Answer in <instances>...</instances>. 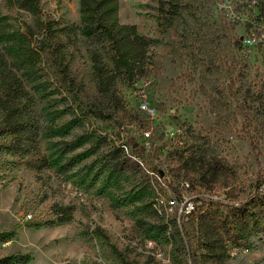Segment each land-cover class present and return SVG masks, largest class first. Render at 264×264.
Here are the masks:
<instances>
[{
    "label": "rangeland",
    "instance_id": "obj_1",
    "mask_svg": "<svg viewBox=\"0 0 264 264\" xmlns=\"http://www.w3.org/2000/svg\"><path fill=\"white\" fill-rule=\"evenodd\" d=\"M177 2L167 18L161 0H119L120 21L152 39V66L105 94L80 0H41L44 20L78 32L51 35L24 79L49 164L31 169L33 153L23 160L0 130V264H264V227L245 230L238 245L214 213L252 208L264 174V0ZM35 20L0 0V75L18 67L16 41ZM142 94L155 116L140 111ZM178 189L201 199L186 218L169 210ZM54 204L72 207V219L58 224ZM212 239L223 248L209 251Z\"/></svg>",
    "mask_w": 264,
    "mask_h": 264
},
{
    "label": "trees",
    "instance_id": "obj_2",
    "mask_svg": "<svg viewBox=\"0 0 264 264\" xmlns=\"http://www.w3.org/2000/svg\"><path fill=\"white\" fill-rule=\"evenodd\" d=\"M11 6H18L24 11L34 15L36 20L28 24L25 31L16 41L18 67L6 66L0 75V114L2 116L0 130L10 135V145L6 148L16 150L22 155L33 153V157L25 160L31 169L40 170L49 163L41 155L38 146V131L31 121L29 110L25 107L26 83L24 79L28 72H34L43 61L49 38L56 31L68 37L77 34L78 27L64 25L57 27L58 23L46 21L42 18L41 0H6ZM178 0H161V10L164 17L173 18L178 13ZM81 12L85 18L82 31L87 37L90 48V57L94 78L101 91L109 94L114 91L119 79L128 83H135L151 71L152 61L150 49L153 41L150 37L138 32L134 24H125L119 17V0H80ZM56 26V27H55ZM59 63L64 55H55ZM23 71L21 75L19 72ZM87 111L97 117H103L102 110L96 105H85ZM136 142L134 141V144ZM119 151L124 152L123 147ZM124 169H133L123 166ZM254 206L240 203L225 204L226 213L217 211V225L223 227L226 234L235 244H240L241 235L245 230H258L264 227V195L257 191ZM257 208L258 210H256ZM53 213L57 216L58 224H64L72 219V207L54 204ZM205 212V211H204ZM50 224L55 221H50ZM26 226H38L39 223L28 222ZM221 239L207 243L209 251H218L223 248ZM235 247H240V246Z\"/></svg>",
    "mask_w": 264,
    "mask_h": 264
},
{
    "label": "built area",
    "instance_id": "obj_3",
    "mask_svg": "<svg viewBox=\"0 0 264 264\" xmlns=\"http://www.w3.org/2000/svg\"><path fill=\"white\" fill-rule=\"evenodd\" d=\"M138 107L141 112L149 115V116H155L157 114L156 107L153 106L149 101L146 99V95L142 94L140 95L139 102H138ZM122 147H126V152H129V147L127 144H122ZM143 165V163H142ZM257 190H264V174L262 175L258 186ZM193 201H201L200 198H196L195 195L191 196H184L182 193L179 191L176 194H173L168 199L169 202V210L171 212H177L179 215V218L185 217L186 218V212L188 209V206H190L191 202ZM151 244V242H149ZM235 251L233 252L234 255H237L240 252L246 251L247 248H233ZM239 251V252H238Z\"/></svg>",
    "mask_w": 264,
    "mask_h": 264
},
{
    "label": "bare ground",
    "instance_id": "obj_4",
    "mask_svg": "<svg viewBox=\"0 0 264 264\" xmlns=\"http://www.w3.org/2000/svg\"><path fill=\"white\" fill-rule=\"evenodd\" d=\"M123 148L126 149V147H123ZM125 149H124V150H125ZM140 164H142V162H141ZM183 188H184V189H189V188H190V183H189V182H186V183L183 185ZM259 191H260V194H261V195H264V190H259ZM184 196H185V195H184ZM196 208H197V205H195V203L191 202L190 206H188V209H187L186 214H191V213H193V212L196 210Z\"/></svg>",
    "mask_w": 264,
    "mask_h": 264
}]
</instances>
